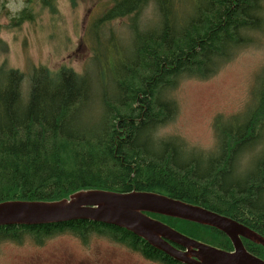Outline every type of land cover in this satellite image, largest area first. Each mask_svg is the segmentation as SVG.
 <instances>
[{"label": "trees", "instance_id": "trees-1", "mask_svg": "<svg viewBox=\"0 0 264 264\" xmlns=\"http://www.w3.org/2000/svg\"><path fill=\"white\" fill-rule=\"evenodd\" d=\"M58 1L38 3L54 14ZM26 4L11 27L36 22L35 1ZM150 4L157 18L142 28L141 16ZM125 18L130 19V46L112 37L103 48L105 25ZM91 31L95 69L33 67L27 107L25 74L7 60L0 66V203L52 202L92 189L154 192L234 219L264 237V82L242 114L215 119L216 154L203 155L180 137L161 134L178 116L175 95L183 81L212 78L254 40L250 35L264 31V0H113ZM9 53L0 39V56ZM258 148L261 152L251 151ZM245 152L254 154L252 164L243 179L233 180L241 186L233 190L231 164ZM195 164L207 170L205 177ZM148 215L210 246L233 250L217 229ZM60 234L84 244L106 238L146 259L181 264L126 229L81 220L2 226L0 246L26 239L42 245ZM242 241L249 253L264 259V247Z\"/></svg>", "mask_w": 264, "mask_h": 264}, {"label": "rangeland", "instance_id": "rangeland-1", "mask_svg": "<svg viewBox=\"0 0 264 264\" xmlns=\"http://www.w3.org/2000/svg\"><path fill=\"white\" fill-rule=\"evenodd\" d=\"M26 1L0 0V39L10 48L7 57L0 56V66L7 60L10 67L25 74L23 103L27 100L33 67L46 66L56 71L66 66L78 73L95 69L91 25L113 3V0H75L74 3L59 0L53 14L34 0V10L38 14L36 22L11 27V19L27 6ZM156 18L155 6L150 4L141 16V27H149ZM100 35L103 48L109 46L112 37L116 44L129 47L132 41L130 19L106 24ZM250 36L254 40L242 46L215 76L207 80L183 81L175 95L179 105L178 116L161 134L178 136L189 148L201 151L203 155L217 153L219 143L214 131L215 119L219 116L229 119L242 114L254 99L257 85L264 82V31ZM251 151L261 152V148ZM253 156L252 152L240 154L234 176L229 180H238L244 175L252 164ZM181 233L206 244L202 238L187 231ZM0 264L158 263L148 261L140 253L106 238L92 237L88 244H84L71 234H60L42 245L30 239L21 244L4 242L0 246Z\"/></svg>", "mask_w": 264, "mask_h": 264}, {"label": "water", "instance_id": "water-1", "mask_svg": "<svg viewBox=\"0 0 264 264\" xmlns=\"http://www.w3.org/2000/svg\"><path fill=\"white\" fill-rule=\"evenodd\" d=\"M148 214L217 229L230 239L234 250L225 251L198 242ZM79 220L126 229L181 264H264V260L247 251L242 241L243 238L264 247L262 235L234 219L159 193L92 189L52 202L0 203V227Z\"/></svg>", "mask_w": 264, "mask_h": 264}, {"label": "bare ground", "instance_id": "bare-ground-1", "mask_svg": "<svg viewBox=\"0 0 264 264\" xmlns=\"http://www.w3.org/2000/svg\"><path fill=\"white\" fill-rule=\"evenodd\" d=\"M23 106L24 107H27V102H25L24 101V103H23ZM195 167H196V169H197V171H202V176L203 177H205L206 176V174H207V170H205L204 169V167H203V165H201V164H195L194 165ZM231 168H232V170H236V167L238 166V162L237 161H234V162H232V164H231ZM255 172V171H254ZM243 176L244 175H241L240 177H239V179H243ZM238 179V180H239ZM231 181H233V180H231ZM229 187L231 188V189H233V190H238V189H240L241 188V186L237 183V182H235V181H233V182H231V184L229 185ZM168 197V196H167ZM171 198V197H170ZM174 199V198H173ZM184 202V201H183ZM189 204V203H188ZM193 205V204H192ZM199 206V205H198ZM216 213V212H215Z\"/></svg>", "mask_w": 264, "mask_h": 264}, {"label": "flooded vegetation", "instance_id": "flooded-vegetation-1", "mask_svg": "<svg viewBox=\"0 0 264 264\" xmlns=\"http://www.w3.org/2000/svg\"><path fill=\"white\" fill-rule=\"evenodd\" d=\"M178 248H179V249H182L181 247H178ZM145 259H146V258H145ZM146 260L151 261V262H154V261L149 260V259H146ZM155 263L162 264V263H159V262H155Z\"/></svg>", "mask_w": 264, "mask_h": 264}]
</instances>
